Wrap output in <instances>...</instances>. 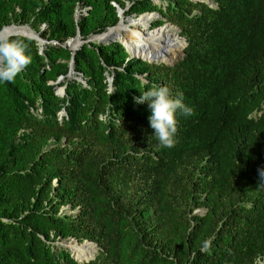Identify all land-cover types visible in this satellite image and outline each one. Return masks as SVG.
Wrapping results in <instances>:
<instances>
[{"label": "trees", "instance_id": "16d2710c", "mask_svg": "<svg viewBox=\"0 0 264 264\" xmlns=\"http://www.w3.org/2000/svg\"><path fill=\"white\" fill-rule=\"evenodd\" d=\"M212 2L0 0V29L41 39L6 37L31 63L0 82V264H264V0ZM117 5L157 12L153 30L176 25L182 57L149 63L118 39L62 45L116 26ZM153 86L192 109L170 149L133 100ZM70 237L98 254L79 262L52 244Z\"/></svg>", "mask_w": 264, "mask_h": 264}, {"label": "bare ground", "instance_id": "6f19581e", "mask_svg": "<svg viewBox=\"0 0 264 264\" xmlns=\"http://www.w3.org/2000/svg\"><path fill=\"white\" fill-rule=\"evenodd\" d=\"M155 18L152 14L140 15L137 18H125L122 14L121 22L109 30V36L105 39L120 40L132 55L153 61L173 62L179 56V51L184 48V40L180 39L178 29L172 27L173 25L151 29L150 24ZM14 26L16 25L1 30L0 39L12 32L30 34L26 30L28 26ZM74 45L75 41L71 42L70 46ZM62 246L67 247L79 261L98 254V245L88 241L80 243L76 239H65Z\"/></svg>", "mask_w": 264, "mask_h": 264}, {"label": "clouds", "instance_id": "9594fccd", "mask_svg": "<svg viewBox=\"0 0 264 264\" xmlns=\"http://www.w3.org/2000/svg\"><path fill=\"white\" fill-rule=\"evenodd\" d=\"M31 63L23 42L4 38L0 39V82H15L16 77ZM137 104L148 103L151 114L148 117L154 138L164 148H172L176 143L178 132L177 114L190 116L192 109L184 104L183 93L173 95L167 86H153L141 91L139 97L133 98ZM261 184L264 183V168L259 169Z\"/></svg>", "mask_w": 264, "mask_h": 264}, {"label": "water", "instance_id": "95a60500", "mask_svg": "<svg viewBox=\"0 0 264 264\" xmlns=\"http://www.w3.org/2000/svg\"><path fill=\"white\" fill-rule=\"evenodd\" d=\"M124 10H125V9H122L121 7H119V6L117 5V11H118V15H119V20H118L117 24L121 22V16H122V14L124 13ZM144 14H152V15H154V16H156V17L159 16V14H158L157 12H144V13L139 14V15H144ZM75 17L78 18V11L76 12ZM129 17H131V16H127V17H125V18H129ZM117 24H116V25H117ZM164 24H165V25H169V24H170V25H173V24H171L170 22H165ZM21 26H24V25H21ZM114 26H115V25H114ZM114 26H112V27H114ZM7 27H8V28H12V25L3 26L0 30H3L4 28H7ZM14 27H16V26H14ZM112 27H109L106 31H104V32H102V33H100V34H96V35H94V36H92V37H90V38H88V39H86V40H82V39H81V34H80V32L78 31L75 37H73V38H71V39H69V40H66L64 43H62V45L65 46V47H68L70 50H72V53H73V52H74L76 49H78V48L80 47V45H81L82 43H84V42H89V41L95 42V41H98V40H102V39H104V38H107V37L109 36V30H110ZM11 35H24V36H27V37H30V38H35V39L41 41V39H40V37H39L38 35H37V37H36L34 34H31V33L28 34V33H22V32H12V33L6 34V35L3 36L1 39H4V38H6V37H8V36H11ZM179 36L184 40V43H185L184 48H185L187 41H186V39H185L183 36H181V35H179ZM73 41H75V45H74L73 47H71L70 44H71V42H73ZM125 47H126V46H125ZM184 48H183V49H184ZM182 52H183V51H182ZM133 56H135V55H132V54H131V57H133ZM136 57H139V56H136ZM140 58L146 60V61L149 62V63H156V64L164 63V64H166V65H173V64L176 62L175 60H174L173 62H165V61H153V60L145 59V58H143V57H140ZM70 68H71V70H70V72H69V76H70V74H73V68H74V64H73V62L70 63ZM144 75H145V74H144ZM72 77H74V76H72ZM75 77H76V76H75ZM76 78H77L78 80H81V77H76ZM61 79H62V77H60V78H59L56 82H54V83L56 84V83L60 82ZM111 80H112V78L110 77V78H109L110 85H111ZM59 89H60V88H59ZM59 89H58V93H59V94H62L63 91H64V88L61 87V90H59ZM70 239H76V240L78 241V239L75 238V237H70ZM64 240H65V239H64ZM84 241L92 242V243H94V244L97 245V243H95V242H93V241H90V240H87V239H85ZM94 258H95V257H92V258H89V259H87V260H83V261H79V260H77V259L75 258V260H77V261H79V262H88V261H90V260H92V259H94Z\"/></svg>", "mask_w": 264, "mask_h": 264}, {"label": "rangeland", "instance_id": "374dc122", "mask_svg": "<svg viewBox=\"0 0 264 264\" xmlns=\"http://www.w3.org/2000/svg\"><path fill=\"white\" fill-rule=\"evenodd\" d=\"M155 2H157V3H162V0H155ZM165 1H163V3H164ZM208 2L210 3V4H212V5H214V3L212 2V0H208ZM83 11H85L86 9L84 8V9H82ZM79 13V12H78ZM123 16L125 17V14H123ZM132 18H137L135 15H132L131 16ZM159 18V16L158 17H156L154 20H156V19H158ZM154 20L152 21V23L154 22ZM152 23L150 24V26L152 25ZM18 26V25H17ZM149 26V27H150ZM24 27H27L26 25H24ZM172 27H174V28H176V29H178V32H179V28L176 26V25H173ZM151 29H152V27H151ZM27 31H29L31 34H34L36 37H37V34L31 29V28H27L26 29ZM178 35H180V32L178 33ZM180 37V36H179ZM180 39H181V37H180ZM182 40V39H181ZM182 50H183V48L179 51V56L177 57V59L175 60V61H177V60H179L181 57H182V55H183V52H182ZM70 76H76V75H73V74H70ZM76 77H78V76H76ZM59 90H61V88L59 89ZM61 209L62 210H64V209H68V206H63V207H61ZM203 211V210H202ZM202 211H200V212H202ZM67 239H70V238H67ZM63 240L64 239H56L55 241H53L52 242V244L56 247V248H59V247H61L62 246V242H63ZM99 250H100V248H99V246H98V252H99ZM70 251V250H69Z\"/></svg>", "mask_w": 264, "mask_h": 264}]
</instances>
